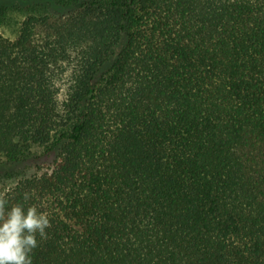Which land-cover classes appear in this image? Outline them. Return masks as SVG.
Wrapping results in <instances>:
<instances>
[{
    "label": "trees",
    "instance_id": "1",
    "mask_svg": "<svg viewBox=\"0 0 264 264\" xmlns=\"http://www.w3.org/2000/svg\"><path fill=\"white\" fill-rule=\"evenodd\" d=\"M0 167L50 216L33 264H264V0L28 14L0 32Z\"/></svg>",
    "mask_w": 264,
    "mask_h": 264
},
{
    "label": "clouds",
    "instance_id": "2",
    "mask_svg": "<svg viewBox=\"0 0 264 264\" xmlns=\"http://www.w3.org/2000/svg\"><path fill=\"white\" fill-rule=\"evenodd\" d=\"M15 185L0 188V264H33V253L48 239V213L40 211L29 192L23 203L12 202Z\"/></svg>",
    "mask_w": 264,
    "mask_h": 264
},
{
    "label": "rangeland",
    "instance_id": "3",
    "mask_svg": "<svg viewBox=\"0 0 264 264\" xmlns=\"http://www.w3.org/2000/svg\"><path fill=\"white\" fill-rule=\"evenodd\" d=\"M68 3L69 0H0V8H5L0 21V32L15 38L20 29L22 20L30 13H43L57 5V2ZM44 150L41 145H33L26 152L28 155L39 154ZM1 170V167H0ZM12 178L6 179V184H11Z\"/></svg>",
    "mask_w": 264,
    "mask_h": 264
}]
</instances>
